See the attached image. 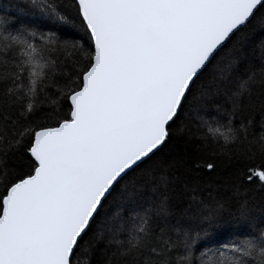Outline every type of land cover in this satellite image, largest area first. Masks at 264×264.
Returning a JSON list of instances; mask_svg holds the SVG:
<instances>
[{
  "label": "snow or ice",
  "instance_id": "snow-or-ice-1",
  "mask_svg": "<svg viewBox=\"0 0 264 264\" xmlns=\"http://www.w3.org/2000/svg\"><path fill=\"white\" fill-rule=\"evenodd\" d=\"M256 47L264 0L0 8V264H264Z\"/></svg>",
  "mask_w": 264,
  "mask_h": 264
},
{
  "label": "trees",
  "instance_id": "trees-1",
  "mask_svg": "<svg viewBox=\"0 0 264 264\" xmlns=\"http://www.w3.org/2000/svg\"><path fill=\"white\" fill-rule=\"evenodd\" d=\"M14 0H0V8H4L6 7L8 4L10 3H13ZM50 27L52 28L53 31H56L58 33V35L62 36V37H66V38H78L80 33L78 31V29L76 27H73L71 25H65L63 26L62 29H58L56 28L55 26H52L50 25ZM258 43V42H257ZM250 51V54L251 53V49L249 50ZM261 54H264V49H260L259 47H256L255 49V56L256 57H259ZM53 94L51 92H47V91H41L39 93V98H38V104L41 106V107H45V108H50L51 107V100L53 99ZM57 107H60V110L61 111H66V108H63L61 106H57ZM222 109H221V113H222ZM209 112L211 113L210 115H205V114H201V115H204V118L206 120H209V121H212L213 119H218L219 117L217 116V109H216V106H212L210 109H209ZM245 116H248L247 113H245ZM181 119H183V116L181 117ZM193 119L195 120L196 117L193 116ZM252 119H254L256 121V127L255 129H252L250 128L249 131H255L257 134H260L261 130L259 128V123H260V116L259 114H254L252 116ZM226 121H223L221 120V123H225ZM179 123V121H178ZM193 127H195V125H193ZM207 129L204 128V129H201V133L200 134H203L204 132H206ZM222 131H226V129H222ZM209 143L210 144H214L215 141L214 140H209ZM220 143L222 144L223 143V140L221 139L220 140ZM178 148L179 147H183V145H179L177 146ZM210 155V154H209ZM248 163L250 164H254L255 165V170L259 171L261 170L260 168V165L261 163H264V161H262L259 157H256L254 160L252 161H249ZM205 171H208V170H205ZM258 180L256 178H254V184H258ZM105 211H110V210H105ZM227 230V226H224L223 228H219L217 229L218 232H225ZM212 238H215V233L213 234V237ZM86 261V258H82Z\"/></svg>",
  "mask_w": 264,
  "mask_h": 264
}]
</instances>
